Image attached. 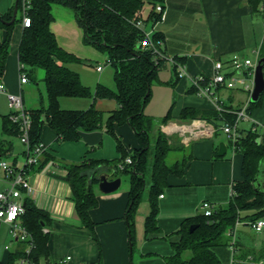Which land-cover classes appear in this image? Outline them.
<instances>
[{"label":"crops","instance_id":"1","mask_svg":"<svg viewBox=\"0 0 264 264\" xmlns=\"http://www.w3.org/2000/svg\"><path fill=\"white\" fill-rule=\"evenodd\" d=\"M14 3L15 0H0V15H5ZM164 6L165 19L156 23L150 19L153 22V28H148L149 24L145 27L147 30L152 32L155 30L162 34L161 47L166 57L159 68L157 78L152 81L151 96L145 105L144 112L157 120L156 126L151 131V139H155L158 131L165 133L172 146L169 152H175L176 159L173 162L184 160L185 170L183 174L170 173L167 176V184L156 198L158 229L149 233L145 231V219L150 212V202L149 193L147 197H144L143 191L134 215V237L131 242L126 216L130 175L129 185L123 187L121 179L119 188L112 192H102L97 184L95 191L98 204L89 211L94 222L93 228L90 229L82 224L76 214L70 184L64 179L66 168L70 163L79 162L85 158L117 160L120 164L125 158L131 157L133 150L139 147L137 133L129 122L115 123V136L120 139L125 151L123 156V152L117 148L116 137L107 130L105 124L92 131H81L80 139L77 141H64L58 137L57 132L50 125L44 123L41 141L47 146V151L41 160L47 156L49 160L41 166L37 164L26 169L28 181L33 189L30 193L22 192L23 197L31 198L50 216L51 222L45 227L49 232L48 247L51 264H155L162 262L158 258L148 257L150 254H161L156 244L163 238H172L171 247L174 250L167 256L173 254L175 244L182 238L183 221L203 213L201 207L203 201L213 203L215 210L227 207L233 195V184L242 179L243 154L239 150H234L230 139L220 126L228 122L223 114L234 115V111L241 108L250 98L251 92L244 90L241 86L216 88V94L225 110L220 113L222 118L216 119L219 125L207 119L183 120L179 116L182 109L187 106L215 108V101L211 97L197 93L192 83L193 76L198 74L206 77L213 76L214 64L217 60L223 62V72L228 74L232 69L230 59L234 53L251 58L253 61L262 57L264 28L260 33L258 32L260 24L264 27V18L251 13L247 0H165ZM52 13L54 20L51 27L58 43L82 59L67 62L66 66L78 72L83 84L89 86L92 91L98 84L116 90L114 67L108 56L110 66L102 65L99 60L93 66L86 65L85 59L89 58L88 56L93 55L98 59H102L103 56L89 49L90 46H94L85 41L84 31L79 26L74 11L70 7L57 4L55 8L52 6ZM142 13L144 15V12ZM17 18L21 19V15L18 17V12ZM22 32L23 25L20 20L13 28L5 69L0 75V80L4 82L9 92L22 94L27 110L41 105L46 107L47 93L42 94L39 100L27 94L26 89L29 91L31 89L29 82L32 76H28L27 82L20 83L19 44ZM6 33V29L0 28V44ZM257 36L259 39H256ZM94 49L97 48L94 47ZM248 52H253L255 58L248 55ZM58 62L61 63V61ZM177 64L185 66L186 75H179ZM99 65L102 66L100 70ZM161 69L164 71L163 74L160 73ZM191 87L195 90L193 93L189 91ZM93 102L94 99L91 97H59V104L63 109H87ZM95 104L99 109L107 111L105 118L111 110L118 107L114 99L108 98H98ZM169 110L171 111L169 119L164 123L158 122L167 115ZM9 113L7 95L0 92V161L5 160L9 164L20 167L25 160V146L22 143L21 149L18 150V145L13 139V137L18 138V134L6 133L3 130V116H8ZM250 113L251 121H242L247 122V125H240L241 131L251 129L253 124H257V129L263 132L264 96H262L261 104ZM221 142L226 145V151L223 154L219 153ZM153 150L152 147L149 151V160H152ZM20 151L24 160L20 159ZM8 156L11 157L10 161L6 159ZM149 169L146 172L147 180L148 175L150 176ZM111 170L113 169L105 167L101 171ZM150 181L151 177L148 183ZM8 185V178L0 165V189ZM0 223L7 225L10 232L7 223L1 221ZM20 245L23 248L26 246L25 243L16 241L15 248ZM6 246L5 249L8 251L5 250L6 256L0 261L7 260L9 252L14 250L10 249L9 245L8 248ZM136 249L139 255L136 254ZM248 250L244 243L238 240L234 255H231L229 259L227 253L224 254V250L220 254L229 261L228 263L233 256L235 262L247 264L252 257L250 253L245 256L244 253ZM68 256L70 258H67ZM166 258L165 256V260ZM40 261L47 262L44 258Z\"/></svg>","mask_w":264,"mask_h":264},{"label":"trees","instance_id":"2","mask_svg":"<svg viewBox=\"0 0 264 264\" xmlns=\"http://www.w3.org/2000/svg\"><path fill=\"white\" fill-rule=\"evenodd\" d=\"M164 2L165 0H32V7L29 10L31 24L23 27L19 44V61L24 65L28 76H32L36 67L45 70L47 106L41 105L27 110L32 119L31 145L41 141L44 123L50 125L64 141H77L80 139L81 131H92L104 124L114 136L115 123L129 122L136 131L140 145L131 153L132 163H126L123 168H119L117 160L85 158L70 163L64 176L70 184L71 198L75 202L78 218L84 226L92 229L94 222L89 211L98 204L95 187L98 184L99 173L105 167L113 169L116 176L128 173L130 190L126 216L131 242L134 237V215L143 190L147 186L148 168L151 181L148 187L150 212L145 219L147 233L158 229L156 198L167 184V176L170 173L183 174L185 170L184 160L167 162V153L172 148L169 137L158 131L152 140L151 131L157 120L144 112L151 96L152 81L157 78L164 61V58L155 53L154 48L159 49L163 55L165 53L161 47L162 34L154 30L151 44L143 30L134 22L138 19L144 21L143 7L149 3L151 10L147 20L152 19L156 23L159 15L155 7L158 3L164 5ZM247 3L253 15L264 18V10H261L264 0H247ZM53 4L70 7L84 31L85 41L107 54L114 67L116 90L98 84L92 91L89 86L83 84L78 72L66 66L67 62L82 59L58 43L51 27L54 20ZM20 7L21 0H18V9ZM13 9L14 6L5 15H0V28L7 31L0 44V75L5 69L13 28L21 20L16 18L12 23L7 22L12 18ZM189 91L193 93L195 90L191 87ZM263 93L264 91L257 102L250 101L249 112L261 104ZM61 96L91 97L94 102L87 109H63L59 104ZM98 98L114 99L118 107L111 110L105 118V111L95 104ZM170 112L169 110L158 122H166ZM220 113L215 108L187 106L182 109L179 117L183 120L207 119L219 125L216 119L222 118ZM223 116L228 122L235 118V115L230 113ZM3 130L6 133L18 134V128L10 120L9 115L3 116ZM261 136L260 131L252 129L242 131L238 142V150L243 154L242 179L233 184L230 203L227 207L214 210L211 215L200 213L183 221L182 238L175 244V252L167 256V264H221L215 247L222 246L226 250L230 248L229 242L219 240L220 237L229 230L232 233L237 219L249 224L257 218H264V137ZM116 139L117 148L125 156L122 142L119 138ZM152 147L153 157L149 160V151ZM48 160L47 156L38 165L41 166ZM24 206L25 212L21 215V220L32 234L34 244L29 257L37 263L42 258L50 263L49 232L43 231L51 222L50 216L28 196L24 197ZM192 224H197V227L191 232ZM187 249L191 250L192 255L188 258L182 257V253ZM249 253L257 259V263L264 264V260L260 263L261 259H264V246L259 250H248L244 254L247 256ZM22 256H25V249L20 245L10 251L7 260L0 261V264H20L19 259ZM234 264L239 263L236 261Z\"/></svg>","mask_w":264,"mask_h":264},{"label":"built area","instance_id":"3","mask_svg":"<svg viewBox=\"0 0 264 264\" xmlns=\"http://www.w3.org/2000/svg\"><path fill=\"white\" fill-rule=\"evenodd\" d=\"M32 7V0H21V22L23 27L29 26L31 24V16L29 15V10ZM261 10H264V5L261 6ZM156 13L159 15V20L162 21L166 17L165 6L158 3L155 7ZM134 24L143 30L146 38L152 41V31L147 30L143 25L144 21L138 19ZM152 44V43H151ZM155 53L159 57L165 59V55L157 49L154 48ZM258 56V55H257ZM173 60V59H171ZM252 60L251 58L244 57L239 53H234L230 59L231 71L226 74L223 72L224 64L221 60H217L214 64L215 73L211 77H206L203 74H198L192 77V83L196 88V91L200 95H205L211 97L215 101V109L219 112H223L224 105L222 101L216 94V88L218 86H225L227 88H236L241 86L244 90L252 92L254 87V73L258 62ZM98 69H102V66H98ZM178 73L180 76L186 75V69L183 64H177ZM29 80L27 71L22 63H20V83L23 84ZM0 92H4L7 95L8 105L10 108L9 118L16 124L18 128V136L21 142L25 146V160L22 166H14L9 164L5 160L0 161V165L4 169L6 176L9 181V185L0 189V221L5 222L9 225V230L16 241L25 243V256L19 259L20 264H51L35 262L29 257V254L34 246L33 236L30 231L26 228L21 220V215L25 212L24 197L23 192L30 193L32 191V186L28 181L26 175V169L37 165L41 162V159L45 152L47 151V146L39 141L35 145H31L30 130L32 126V119L24 106L23 96L21 93L9 92L3 81L0 80ZM250 98L244 102L241 108L234 111L235 118L233 121L225 122L220 126V129L228 136L231 145L234 150L239 149L238 142L241 138L242 131L240 128V123L242 121H251V113L249 112ZM257 124H253L251 129L254 131H259ZM264 137V131L261 132ZM261 136V137H262ZM131 157L125 158V160L119 164V168H123L126 163H132ZM203 213L205 215H211L215 210V205L209 201H203L201 204ZM241 223V220L237 219L235 227L231 233L232 240L230 241V249L235 252L236 249V226ZM256 232H261L264 230V218H257L249 223ZM43 231L48 232L47 228L44 227ZM9 246L7 245L6 248ZM67 258H70L68 256ZM235 260L233 256L231 257L230 264H234ZM262 263V261H260Z\"/></svg>","mask_w":264,"mask_h":264},{"label":"rangeland","instance_id":"4","mask_svg":"<svg viewBox=\"0 0 264 264\" xmlns=\"http://www.w3.org/2000/svg\"><path fill=\"white\" fill-rule=\"evenodd\" d=\"M53 6L55 8L57 6V4H54ZM143 8H144L143 9V12H144V15H143L144 16L143 17L144 18V25L143 26L146 27L149 24L148 28H153L152 27V25H153L152 20H147V16L151 10V5L149 3H146ZM55 13H56V11H55ZM20 15H21V11L19 10L18 11V17H20ZM260 18H261V16H260ZM262 28H264V27L262 24H260V28H259L258 33H260L262 31ZM257 38L259 39L258 36L256 37V39ZM253 40L255 41L254 37H253ZM87 46H90V45H87ZM89 49L92 50V52H96L98 54H101V56H103V57H102V59H100V58L98 59V58H95V56H93V55L88 56L89 58L85 59L86 65L93 66L96 63V61L99 60L102 65L105 64V66H110V63L107 60V54L105 52L94 49V47H92V46H90ZM248 55L255 58V55L253 52H248ZM103 60H105V61H103ZM167 65H169V64H167ZM165 72H167V71H165ZM160 73H162V74L164 73L163 69L160 70ZM44 77H45V70L42 67H36L33 71L32 78L30 79V82H29L31 89H30V91L26 89L27 94H29L31 98H38L37 100H39V98L42 94H46V85H45ZM106 115H107V111L105 112V116ZM240 125L246 126L247 122H241ZM13 139L18 145L17 149L18 150L21 149L22 142L18 141V140H20L19 137L18 138L13 137ZM174 154H175V152H172V151L168 153L167 161L169 163L173 162L176 159ZM19 156H20L21 160H24V156L22 155V151H20ZM6 159L8 161H10L11 157L8 156V157H6ZM22 163H23V161H22ZM149 177L150 176L148 175L147 186L143 190L144 191V197L148 196ZM121 179H122V186L123 187L129 185V174L128 173L121 174ZM235 230H236V234H235L236 242L238 240L243 242L245 248H248L249 250H259L264 246V230H262L261 232H256L250 224L244 223L242 221H241V223H239L236 226ZM171 239L172 238H167V239L163 238L161 241L158 242V244H156V247L160 251L161 254H150L148 256V257L151 256L154 258H158L162 261V262H156L155 264H166L165 263L166 262L165 256L167 257V255L170 254L172 250H174V248L171 247L172 246L171 245ZM219 240L228 243L230 240H232L231 231L229 230V231L225 232L220 237ZM5 245H9L10 249H15L16 240H14L11 233L8 231L7 225L0 223V260L4 259L6 256V253H4L5 250H7V249H5ZM223 248L224 247H222V246L215 247L217 254L221 260L220 263L221 264H230V263H228L229 261H226L225 258H223L222 254H220V253L222 250H224V254L227 253V255H228L227 258L229 259L232 251H231V249L230 250L227 249V251H226ZM135 251H136V254L139 255L138 249H136ZM233 253H234V251H233ZM191 255H192V252L190 249H187L182 253V257H185V258H188ZM250 260L251 261L248 262L247 264H259V263H257V259L255 257H251Z\"/></svg>","mask_w":264,"mask_h":264},{"label":"water","instance_id":"5","mask_svg":"<svg viewBox=\"0 0 264 264\" xmlns=\"http://www.w3.org/2000/svg\"><path fill=\"white\" fill-rule=\"evenodd\" d=\"M18 12V0H15L13 15L8 23H12L17 18ZM264 91V56H262L256 65L254 73V87L250 95V101L257 102L260 99L261 93ZM226 151V145L224 142L220 143L219 153L223 154ZM115 176L114 170L111 171H101L98 175V186L102 192L108 193L115 191L119 188L121 184V177ZM197 224H192L190 226V231H194Z\"/></svg>","mask_w":264,"mask_h":264}]
</instances>
